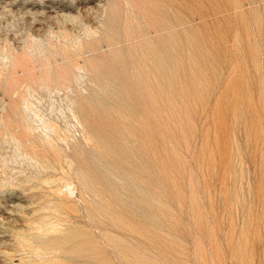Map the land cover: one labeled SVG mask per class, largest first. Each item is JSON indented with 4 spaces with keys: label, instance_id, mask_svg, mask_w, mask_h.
Wrapping results in <instances>:
<instances>
[{
    "label": "rangeland",
    "instance_id": "obj_1",
    "mask_svg": "<svg viewBox=\"0 0 264 264\" xmlns=\"http://www.w3.org/2000/svg\"><path fill=\"white\" fill-rule=\"evenodd\" d=\"M0 264H264V0H0Z\"/></svg>",
    "mask_w": 264,
    "mask_h": 264
}]
</instances>
